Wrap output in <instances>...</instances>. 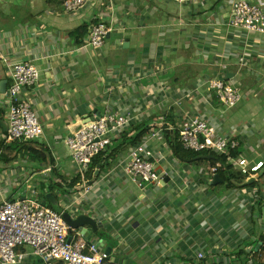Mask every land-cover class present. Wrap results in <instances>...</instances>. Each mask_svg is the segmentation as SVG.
<instances>
[{
  "label": "crops",
  "instance_id": "0c3cea01",
  "mask_svg": "<svg viewBox=\"0 0 264 264\" xmlns=\"http://www.w3.org/2000/svg\"><path fill=\"white\" fill-rule=\"evenodd\" d=\"M230 2L89 0L81 12L67 14L64 0H0V83L10 84L3 59L39 68V86L24 94L44 128L38 141L4 144L8 117L0 94V198L18 194L24 186L12 185L19 181L59 200L72 195L78 176L64 142L69 127L106 108H140L139 119L109 149L114 158L104 168L98 164L105 181L88 196L87 210L104 229L87 231L88 240L111 248L123 264H195L200 252L207 264H264V169L255 183L241 186L248 179L232 168L244 179L229 185L212 172L210 159L181 161L165 128L151 148L168 182L141 192L122 167L131 147L118 146L123 133L136 136L139 126L149 127L144 140L161 121L179 132L185 117L201 116L219 136L239 142L238 157L264 159V36L232 28ZM98 22L115 29L93 50L88 34L79 40L78 31ZM215 76L242 87L245 98L235 108L207 92L205 83ZM22 264L44 263L29 255Z\"/></svg>",
  "mask_w": 264,
  "mask_h": 264
},
{
  "label": "built area",
  "instance_id": "2783aa9c",
  "mask_svg": "<svg viewBox=\"0 0 264 264\" xmlns=\"http://www.w3.org/2000/svg\"><path fill=\"white\" fill-rule=\"evenodd\" d=\"M88 1L64 0V10L67 14L79 13L86 7ZM171 1L179 6H185L202 0ZM230 4L232 16L229 24L232 28L264 36L263 1L255 4L249 0H231ZM114 29L113 26L104 22L91 25L88 32L89 43L86 47L93 50L102 49ZM3 60L7 64L10 84L3 100L8 117V131L2 141L6 145L38 141L44 136V128L24 91L36 89L41 82L42 73L33 62L11 64ZM244 63L243 58L241 64ZM205 87L208 93H216L221 106L226 109L235 108L245 98L241 86L223 77L209 78ZM137 110L120 112L106 108L102 114L87 117L71 125L72 128L77 124L81 125L77 132L71 131L64 140L77 167L78 180L72 195L61 200L64 209L62 214L40 200L37 187L29 181L25 183L19 181L12 185L27 186V194L24 198L14 200V193L1 196L0 264H22L29 255L40 259L44 264H109L110 257L105 248L88 240L83 228L71 227L63 215L69 213L74 219L81 215L89 216L87 209L91 204L88 196L105 181L104 178L98 177L94 183L90 184L93 179L90 172L95 174L97 171L94 160L102 153L109 151L116 137L139 119ZM71 126L70 130H72ZM151 128L146 139L129 149L122 163L125 174L141 192L148 191L153 186L160 187L169 176L166 171L159 169L160 161L157 156L160 154H156L151 144L160 139V132L165 128L170 131L174 129L164 121L154 124ZM179 137L183 147L195 153L212 151L219 155H228V151H236L239 147L236 139L219 136L217 129L201 116L185 117ZM229 162L247 179L259 176L264 169V159L253 161L246 157L229 156ZM220 168L221 164L217 163L212 168V172L218 176ZM49 171L48 168L47 174ZM2 190L0 189V193ZM27 248L31 250L30 253L22 252V249ZM205 259L206 254L200 252L197 254L195 264H207Z\"/></svg>",
  "mask_w": 264,
  "mask_h": 264
},
{
  "label": "trees",
  "instance_id": "16d2710c",
  "mask_svg": "<svg viewBox=\"0 0 264 264\" xmlns=\"http://www.w3.org/2000/svg\"><path fill=\"white\" fill-rule=\"evenodd\" d=\"M89 32V27L88 26H84L83 28H80V30L78 31V39L80 40V38L84 37L86 34H88ZM82 42H78V44H81ZM147 125L144 126H139L138 129L136 130L138 132V134L136 136H132V130H129L125 133H123L122 137H121V143L118 145L121 148L123 147H133L136 146L138 144H140L144 138V136L147 134L149 127ZM144 127H146L144 129ZM168 141L172 144V148L173 151L175 153V155L181 160V161H185V162H192L194 161L196 158H198L199 156H210L212 159H210V163H212L213 166H215L217 163L221 164V168L219 169V172H221L222 178L225 179V182H228L229 185H232L233 182L236 181H242L243 176H238L236 177L233 174L232 168L233 166L230 164L229 162V156L232 158H237L239 156V152L237 151H232L230 150L228 155L227 154H222L219 155L215 152L212 151H206V152H202V153H195L193 151H188L186 150L181 141H180V137H179V132L178 131H170L168 133ZM108 153H110L108 156ZM113 151H107L102 153L100 156H98L95 160H94V167L96 168L98 164L102 163V168L105 167L106 164H108V160L109 158H114L112 155ZM200 161H206V160H202L200 159ZM110 163V162H109ZM107 166V165H106ZM90 174H92V171L90 172ZM76 182V180L74 181ZM44 203H46L47 205L51 206V204L49 203V201L47 202L46 199L43 201ZM52 207V206H51ZM53 208V207H52ZM261 256L262 259H264V249L261 252Z\"/></svg>",
  "mask_w": 264,
  "mask_h": 264
},
{
  "label": "water",
  "instance_id": "95a60500",
  "mask_svg": "<svg viewBox=\"0 0 264 264\" xmlns=\"http://www.w3.org/2000/svg\"><path fill=\"white\" fill-rule=\"evenodd\" d=\"M110 37H111V35L108 36V39H110ZM7 88H8V81H2L0 83V94H1L2 100L5 99V93L7 91ZM80 128H81V125L77 124L76 126H74L72 128L71 131L77 132ZM6 131H8L7 128H6ZM198 159L207 160V159H212V158L209 156H200ZM100 171H101V165H98V169L95 172L94 177H93L92 181L90 182V184L94 183L98 179V177L100 175ZM257 179H258V177L250 178L247 181H244L243 185H241V186L252 185L253 183H255L257 181ZM165 182H168V179H166ZM26 194H27V186H24L22 188V190H20L19 193L14 196V200H17L21 197L24 198L26 196ZM46 198H47V200H49L51 206L58 213H60V214L63 213L64 209L62 208V205H61L62 202L58 198H56V196H53V194L50 193L47 195ZM263 212H264V210H263ZM63 216H64V219L67 221V223L75 229L83 228L85 230V232L93 231L95 233L104 229L100 223H98L96 220H94L93 218H91L87 215H81L77 219H74L69 213H64ZM87 226H89L88 229H87ZM106 252L110 257V261H114L116 264H123L122 260L113 257L111 248H107ZM124 264H126V263H124Z\"/></svg>",
  "mask_w": 264,
  "mask_h": 264
},
{
  "label": "rangeland",
  "instance_id": "374dc122",
  "mask_svg": "<svg viewBox=\"0 0 264 264\" xmlns=\"http://www.w3.org/2000/svg\"><path fill=\"white\" fill-rule=\"evenodd\" d=\"M1 102L3 103V101H1ZM1 108H3V106H1ZM2 174H3V172L0 170V175H2ZM33 186L36 187V185H34V184H33ZM37 189H38V197H39V199L42 200V201L45 200L46 199L47 192H43V188L42 187H39V188L37 187ZM256 231L257 232L260 231V225H257Z\"/></svg>",
  "mask_w": 264,
  "mask_h": 264
}]
</instances>
